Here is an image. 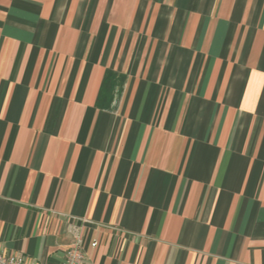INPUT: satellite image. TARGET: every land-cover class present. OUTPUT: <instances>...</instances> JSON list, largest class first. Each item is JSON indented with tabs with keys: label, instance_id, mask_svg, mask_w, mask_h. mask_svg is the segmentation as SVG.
I'll use <instances>...</instances> for the list:
<instances>
[{
	"label": "crops",
	"instance_id": "0c3cea01",
	"mask_svg": "<svg viewBox=\"0 0 264 264\" xmlns=\"http://www.w3.org/2000/svg\"><path fill=\"white\" fill-rule=\"evenodd\" d=\"M73 227L83 264H264V0H0V249Z\"/></svg>",
	"mask_w": 264,
	"mask_h": 264
},
{
	"label": "built area",
	"instance_id": "2783aa9c",
	"mask_svg": "<svg viewBox=\"0 0 264 264\" xmlns=\"http://www.w3.org/2000/svg\"><path fill=\"white\" fill-rule=\"evenodd\" d=\"M72 241L67 246L61 264H83L85 260L84 236L81 227L72 228ZM96 242L90 247L94 249ZM0 264H33L25 255L20 253H6L0 249Z\"/></svg>",
	"mask_w": 264,
	"mask_h": 264
},
{
	"label": "trees",
	"instance_id": "16d2710c",
	"mask_svg": "<svg viewBox=\"0 0 264 264\" xmlns=\"http://www.w3.org/2000/svg\"><path fill=\"white\" fill-rule=\"evenodd\" d=\"M123 77H117L111 72L105 73L99 93L96 100V105L99 108H108L113 100L114 94L119 92Z\"/></svg>",
	"mask_w": 264,
	"mask_h": 264
}]
</instances>
